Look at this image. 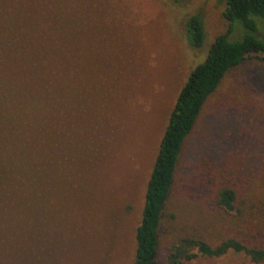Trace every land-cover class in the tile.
I'll list each match as a JSON object with an SVG mask.
<instances>
[{
  "label": "rangeland",
  "instance_id": "374dc122",
  "mask_svg": "<svg viewBox=\"0 0 264 264\" xmlns=\"http://www.w3.org/2000/svg\"><path fill=\"white\" fill-rule=\"evenodd\" d=\"M223 7L221 0H0V22L27 30L25 49L47 45L64 81L62 90H0V112L9 116L0 114V264H133L168 112L226 30ZM194 14L198 47L185 24ZM244 33L235 23L230 40ZM218 183L244 198L240 226L213 205ZM248 222L257 228L248 238L264 239V62L254 57L226 72L182 142L155 264H170L179 237L214 245ZM190 264L255 263L228 251Z\"/></svg>",
  "mask_w": 264,
  "mask_h": 264
},
{
  "label": "trees",
  "instance_id": "16d2710c",
  "mask_svg": "<svg viewBox=\"0 0 264 264\" xmlns=\"http://www.w3.org/2000/svg\"><path fill=\"white\" fill-rule=\"evenodd\" d=\"M221 1L227 28L215 36L204 59L188 72L175 95L159 138L134 230L133 264H155L158 228L182 142L191 131L207 97L231 67L250 57L264 62V0ZM235 23L245 33L238 40H230L233 39L230 35ZM185 24L190 32V45L200 46L203 31L199 16H189ZM15 26L18 27L0 22V90H62L64 81L54 74L59 66L55 64L57 60L52 58L51 53L45 52L47 45L43 51L25 49L30 46L26 44L27 30L20 25ZM30 54V60H26ZM7 111L3 108L0 114L9 117ZM31 120H27L25 127L31 124ZM42 139L39 137L36 141ZM212 203L222 212L237 216V226L246 221L244 217H239L243 216L244 198L230 184L218 183L213 187ZM256 229L255 224L248 222L246 230L228 232L214 245L199 236L179 237L169 248L168 262L190 264L197 256L218 257L232 251L243 254L255 264H264V239H257L253 235L248 238L256 233Z\"/></svg>",
  "mask_w": 264,
  "mask_h": 264
}]
</instances>
